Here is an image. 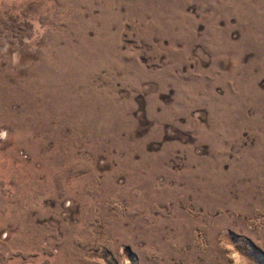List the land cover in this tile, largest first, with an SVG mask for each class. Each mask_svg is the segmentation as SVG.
<instances>
[{
	"label": "rangeland",
	"instance_id": "rangeland-1",
	"mask_svg": "<svg viewBox=\"0 0 264 264\" xmlns=\"http://www.w3.org/2000/svg\"><path fill=\"white\" fill-rule=\"evenodd\" d=\"M0 264H264V0H0Z\"/></svg>",
	"mask_w": 264,
	"mask_h": 264
}]
</instances>
